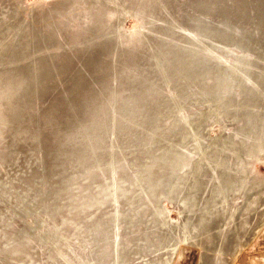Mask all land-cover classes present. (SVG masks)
<instances>
[{"label": "rangeland", "instance_id": "obj_1", "mask_svg": "<svg viewBox=\"0 0 264 264\" xmlns=\"http://www.w3.org/2000/svg\"><path fill=\"white\" fill-rule=\"evenodd\" d=\"M0 264H264V0H0Z\"/></svg>", "mask_w": 264, "mask_h": 264}]
</instances>
